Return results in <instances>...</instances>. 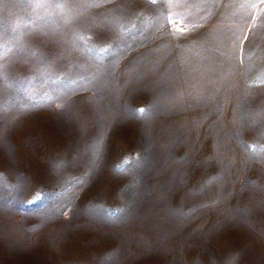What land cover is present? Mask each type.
Returning a JSON list of instances; mask_svg holds the SVG:
<instances>
[{"label": "rangeland", "instance_id": "rangeland-1", "mask_svg": "<svg viewBox=\"0 0 264 264\" xmlns=\"http://www.w3.org/2000/svg\"><path fill=\"white\" fill-rule=\"evenodd\" d=\"M0 264H264V0H0Z\"/></svg>", "mask_w": 264, "mask_h": 264}, {"label": "snow or ice", "instance_id": "snow-or-ice-1", "mask_svg": "<svg viewBox=\"0 0 264 264\" xmlns=\"http://www.w3.org/2000/svg\"><path fill=\"white\" fill-rule=\"evenodd\" d=\"M152 2L154 3V2H155V0H152ZM37 198H40V197H39V194H37Z\"/></svg>", "mask_w": 264, "mask_h": 264}]
</instances>
